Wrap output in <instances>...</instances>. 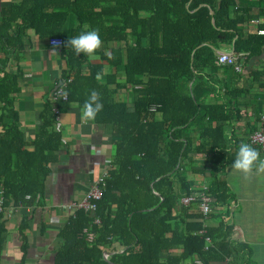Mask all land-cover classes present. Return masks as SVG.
<instances>
[{"label":"trees","instance_id":"obj_1","mask_svg":"<svg viewBox=\"0 0 264 264\" xmlns=\"http://www.w3.org/2000/svg\"><path fill=\"white\" fill-rule=\"evenodd\" d=\"M235 5L236 0H19L1 10L0 69L10 54L17 58L23 50L26 32L40 40L62 37L68 100L45 104L42 125L27 142L14 109L21 69L1 71L0 252L6 210L43 205L50 165L62 144L60 133L51 130L53 107L75 103L82 108L95 89L103 103L95 122L112 136V165L95 212L78 210L59 230L63 242L54 262L246 264L238 256L247 246L230 240L233 227L225 221L234 198L217 175L233 165L239 145L249 143L255 131L247 141L227 136L234 128L229 121L239 113L231 108L238 90L227 92H232L227 103V94L219 91L236 86L242 76L217 59L221 48L247 52L249 59L261 52L264 35L243 34L244 24L259 16L234 11ZM91 29L103 40L97 60L77 55L66 43ZM123 90L130 91L132 104L119 98ZM198 156L203 168L195 171ZM189 176L206 184L194 191ZM200 194L211 200L207 216L199 210ZM194 196L189 206L181 204ZM213 220L217 226L206 225ZM28 221L22 217L21 233Z\"/></svg>","mask_w":264,"mask_h":264},{"label":"crops","instance_id":"obj_2","mask_svg":"<svg viewBox=\"0 0 264 264\" xmlns=\"http://www.w3.org/2000/svg\"><path fill=\"white\" fill-rule=\"evenodd\" d=\"M18 1L0 0V13L2 9ZM240 10L246 11L248 15L259 16V19L244 24L243 34H261L259 30L264 28L258 29V25H264V0H236L234 11ZM261 11L263 12L260 14ZM70 26L71 22L67 27ZM26 34L23 38V50L16 54L17 58L15 54H10V60L4 69H21L20 91L14 98V109L25 141L31 142L42 125L41 115L45 104L50 101L55 89L64 84L63 72L67 68V62L61 47L50 46L47 39L40 40L31 31ZM218 51L233 52V48H221ZM244 53L242 69L236 72L242 76L240 81L236 86L234 83L229 85L226 91H219L223 95L229 90L233 92L234 88L238 90V100H233L237 102L231 108L237 107L239 113L237 117L233 114L234 118L229 121L234 127L232 135L230 131L227 132V136H231L230 140L247 141L250 134L258 128L259 116L264 114V45L260 53L249 59L248 53ZM93 60H97V57ZM3 70L0 69V75ZM222 74L218 70L217 77L220 78ZM243 91L245 93H241ZM232 92L227 94L224 102H229ZM129 93V90H123L119 98L132 104ZM209 100L213 101V96ZM56 108L60 113L55 115L52 110L55 124L51 130L60 133L62 144L55 153L57 162L50 165L43 205L33 210L28 207H21L16 211L10 209L3 214L7 233L0 252V264H56L53 257L63 242L59 230L71 218L73 208L81 203L92 184L99 178H106L112 165V136L95 121L82 124L79 105L70 103L67 107ZM58 125L60 131H56ZM198 135L197 133L196 137ZM93 148L99 154H94ZM260 154L264 157V152ZM194 163L193 170L203 168L202 157H196ZM208 173L205 172V178ZM200 178L189 176L188 180L194 183L192 190L197 191L201 184L204 187L206 182ZM217 178L225 181L234 198L225 218L233 227L230 240L247 246L238 259L246 264H264V173L244 176L230 165ZM29 200L27 196L25 201ZM0 201L2 206L1 198ZM23 216L29 217V221L28 229L21 233L19 224ZM206 225L217 226L218 221H206ZM23 244L25 251L22 250ZM192 260L194 259L188 260L186 264H190Z\"/></svg>","mask_w":264,"mask_h":264},{"label":"clouds","instance_id":"obj_3","mask_svg":"<svg viewBox=\"0 0 264 264\" xmlns=\"http://www.w3.org/2000/svg\"><path fill=\"white\" fill-rule=\"evenodd\" d=\"M66 43L77 55L83 53L90 59L94 58L98 50L103 47V40L97 29L82 31L77 36L70 37ZM97 79H100L99 74ZM102 109L103 103L99 92L95 89L91 90L81 108V123L87 124L90 121H95ZM56 131H60L59 125L56 127ZM92 151L94 154H99L95 148ZM232 167L244 176L258 175L264 173V157L252 144L242 142L238 147Z\"/></svg>","mask_w":264,"mask_h":264},{"label":"built area","instance_id":"obj_4","mask_svg":"<svg viewBox=\"0 0 264 264\" xmlns=\"http://www.w3.org/2000/svg\"><path fill=\"white\" fill-rule=\"evenodd\" d=\"M259 33L264 34V30H259ZM48 44L52 47H63L64 40L62 38H52L48 41ZM244 53H238L235 54L234 52H228V51H219L218 53V59L217 63L219 65H233L234 69L238 72L241 71L242 68V61ZM65 84H62L60 87L55 89V91L52 93L50 100L53 103L57 102H66L68 100V95L65 91ZM54 114L57 115L60 113V110L54 106L53 108ZM258 129L249 137V143L253 146L259 147L261 151L264 152V114L259 116V122H258ZM104 177L99 178L97 181H95L91 188L89 189L88 193L84 196L81 203H79L78 206H75L73 208V214L74 212L81 210L85 213H92L95 212L96 206L95 202L99 201L101 199V185L103 184ZM195 196L192 198H184L181 200V204L183 206H189L191 202L195 200ZM199 210L203 216H207L211 210H210V203L211 200L205 196V194H200L199 196ZM0 212H1V201H0ZM105 257H107V254H105ZM190 264H203V262L200 259H194L190 261Z\"/></svg>","mask_w":264,"mask_h":264},{"label":"water","instance_id":"obj_5","mask_svg":"<svg viewBox=\"0 0 264 264\" xmlns=\"http://www.w3.org/2000/svg\"><path fill=\"white\" fill-rule=\"evenodd\" d=\"M210 14H211V11H210ZM61 85H59L58 87H60Z\"/></svg>","mask_w":264,"mask_h":264}]
</instances>
